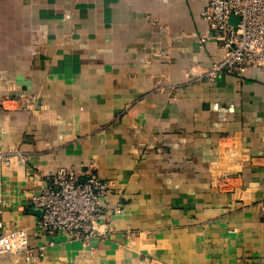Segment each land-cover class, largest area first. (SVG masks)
I'll list each match as a JSON object with an SVG mask.
<instances>
[{"label":"crops","instance_id":"obj_1","mask_svg":"<svg viewBox=\"0 0 264 264\" xmlns=\"http://www.w3.org/2000/svg\"><path fill=\"white\" fill-rule=\"evenodd\" d=\"M206 5L0 0L3 218L35 250L0 264H264V70L209 79ZM63 166L111 188L103 233L50 245L29 200Z\"/></svg>","mask_w":264,"mask_h":264},{"label":"built area","instance_id":"obj_2","mask_svg":"<svg viewBox=\"0 0 264 264\" xmlns=\"http://www.w3.org/2000/svg\"><path fill=\"white\" fill-rule=\"evenodd\" d=\"M237 16L232 22V16ZM203 17L207 30L201 42L214 40L223 51L207 70L210 80L218 74L242 77L249 69L264 70V0H207ZM111 188L93 170L60 167L48 186L29 200V206L40 209L39 229L51 238L66 232L75 239H88L103 231L99 219L104 213L102 198ZM4 193L0 167V257L15 253L34 256L28 234L22 228H7L3 218ZM42 248L39 247L41 255ZM39 253V254H40Z\"/></svg>","mask_w":264,"mask_h":264},{"label":"water","instance_id":"obj_3","mask_svg":"<svg viewBox=\"0 0 264 264\" xmlns=\"http://www.w3.org/2000/svg\"><path fill=\"white\" fill-rule=\"evenodd\" d=\"M236 20H237V16H235V15H234V16H232V19H231V21L235 23V22H236ZM34 212H35V213H39V212L41 213V210H40V209H35V210H34Z\"/></svg>","mask_w":264,"mask_h":264}]
</instances>
